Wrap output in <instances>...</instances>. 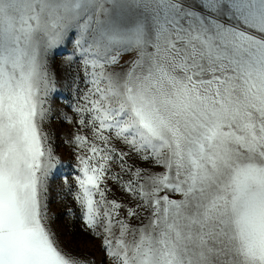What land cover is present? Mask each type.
Masks as SVG:
<instances>
[{"label":"snow or ice","instance_id":"1","mask_svg":"<svg viewBox=\"0 0 264 264\" xmlns=\"http://www.w3.org/2000/svg\"><path fill=\"white\" fill-rule=\"evenodd\" d=\"M73 33L68 188L111 264H264V0H0V264H94L49 215Z\"/></svg>","mask_w":264,"mask_h":264},{"label":"rangeland","instance_id":"2","mask_svg":"<svg viewBox=\"0 0 264 264\" xmlns=\"http://www.w3.org/2000/svg\"><path fill=\"white\" fill-rule=\"evenodd\" d=\"M74 38L75 34L73 33L51 53L52 71L56 75L57 84L56 91L50 98L53 112L48 130L55 153L61 159V164L51 177L50 223L66 249L93 261L94 264H111L102 247V241L87 229L79 206L72 199L68 188V185H72L74 189V177L78 174L74 145L71 143L76 126L74 123H68L65 119V116H71L73 121L76 119L72 105L76 102L77 94L74 86H70V76L66 74L68 69L65 65L66 58L73 54ZM79 86L81 89L85 87L83 82H79ZM156 170L160 171V169ZM65 180H67V185ZM109 183L111 185V182ZM112 187L113 198L124 197V193L117 186L113 185Z\"/></svg>","mask_w":264,"mask_h":264}]
</instances>
